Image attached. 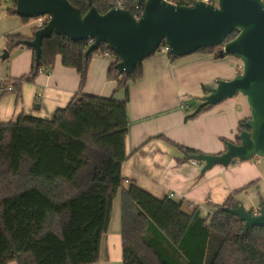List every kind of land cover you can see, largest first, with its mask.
<instances>
[{
	"label": "trees",
	"instance_id": "1",
	"mask_svg": "<svg viewBox=\"0 0 264 264\" xmlns=\"http://www.w3.org/2000/svg\"><path fill=\"white\" fill-rule=\"evenodd\" d=\"M7 12L15 13V0ZM182 3L193 0H180ZM84 15L88 0H69ZM99 13L110 5L140 16L138 0H92ZM28 20L31 18H23ZM38 28L33 30L34 32ZM233 31L226 40L233 38ZM33 36V35H32ZM5 50L22 45L20 34H8ZM89 40L73 41L53 33L42 39L39 65L3 81L11 85L2 94L20 96L24 82L40 72H49L57 55L63 66L79 74V90L51 118L20 114L0 122V264H92L99 260L101 240L107 232L112 202L120 191L122 264H264V227L242 234L243 222L222 209L233 207L234 190L207 216L195 207L191 212L169 196L157 198L133 181L123 186L121 166L127 158L126 137L128 82L142 76V63L125 75L116 69L119 61L106 45L86 54ZM163 42L159 50H164ZM109 49L114 60L107 77L117 81L125 99L103 97L82 91L93 54ZM220 47L201 48L214 53ZM171 61L179 58L167 50ZM201 102L185 120L210 107ZM239 122L237 135L245 128ZM236 135V137H237ZM158 137H163L159 135ZM235 137V138H236ZM227 140H224V143ZM185 154L199 153L179 144ZM264 205L263 201H260Z\"/></svg>",
	"mask_w": 264,
	"mask_h": 264
},
{
	"label": "crops",
	"instance_id": "2",
	"mask_svg": "<svg viewBox=\"0 0 264 264\" xmlns=\"http://www.w3.org/2000/svg\"><path fill=\"white\" fill-rule=\"evenodd\" d=\"M9 1H0V55L8 34L31 38L35 19L23 20L7 12ZM96 54V53H95ZM93 54L82 91L103 97L125 99L117 81L107 77L113 57ZM33 51L21 45L5 59L0 58V122L15 120L20 114L51 118L65 107L79 90V74L63 66L57 55L49 72H40L22 84L20 96L1 93L3 81L18 78L31 70ZM242 62L234 55L217 57L199 52L171 61L166 50L156 51L142 61V76L128 82L126 137L127 158L121 166L123 186L134 182L157 198L172 195L186 212L198 207L202 215L212 213L236 189V203L256 210L264 202V156L236 160L228 166L215 165L201 173L202 164L186 158L175 144L203 153L216 154L225 149L224 140H235L240 121L250 117L246 97L237 94L207 107L196 117L185 120L202 102L218 79H231L241 71ZM193 98L200 102L195 103ZM187 108H182V104ZM162 135L163 137H158ZM8 264H18L15 261ZM92 264H122L120 191L112 202L107 232L101 240L99 260Z\"/></svg>",
	"mask_w": 264,
	"mask_h": 264
},
{
	"label": "water",
	"instance_id": "3",
	"mask_svg": "<svg viewBox=\"0 0 264 264\" xmlns=\"http://www.w3.org/2000/svg\"><path fill=\"white\" fill-rule=\"evenodd\" d=\"M140 16L114 4L99 13L92 0L84 15L69 0H15V13L23 18L49 15L22 45L34 51L39 65L41 43L53 33L73 41L92 43L86 54L106 44L119 57L116 69L130 74L136 66L153 55L164 42L175 57H182L206 47H220L218 57L231 54L242 62L241 71L231 79H218L202 102L215 105L227 97L242 94L250 107L235 140H227L225 149L216 154L191 153L186 158L202 164L201 173L215 165L247 161L264 156V2L262 0H218L216 5L195 1L192 5L166 0H138ZM236 35L226 40L233 32ZM4 49L1 59L8 57ZM222 209L243 222L242 234L255 226L264 227V205L247 210L240 203Z\"/></svg>",
	"mask_w": 264,
	"mask_h": 264
},
{
	"label": "built area",
	"instance_id": "4",
	"mask_svg": "<svg viewBox=\"0 0 264 264\" xmlns=\"http://www.w3.org/2000/svg\"><path fill=\"white\" fill-rule=\"evenodd\" d=\"M166 1L171 2V3H177V2L182 3L180 0H166ZM195 1H199V0H193V2L187 1L186 3H182V4L192 5ZM200 1H203L205 3H210L213 5H216L218 2V0H200ZM262 1L264 2V0ZM135 17H138V16H135ZM34 19H35L36 27L41 28L48 22L49 15L45 14V15L37 16ZM89 42L92 43V39H89ZM164 50L166 51L169 50L167 45L165 46ZM102 55L105 57H111V51L109 49H106L102 52ZM5 88L10 90L12 86L9 84L4 87L3 84H1V90H4ZM187 107H188L187 104H184V103L182 104V108H187ZM169 197H172V195H170Z\"/></svg>",
	"mask_w": 264,
	"mask_h": 264
},
{
	"label": "rangeland",
	"instance_id": "5",
	"mask_svg": "<svg viewBox=\"0 0 264 264\" xmlns=\"http://www.w3.org/2000/svg\"><path fill=\"white\" fill-rule=\"evenodd\" d=\"M0 1L4 2V1H8V0H0ZM95 55H96V56H98V55L102 56V53L97 52ZM192 101L195 102V103H199V102H200V101H199L198 99H196V98H193Z\"/></svg>",
	"mask_w": 264,
	"mask_h": 264
}]
</instances>
